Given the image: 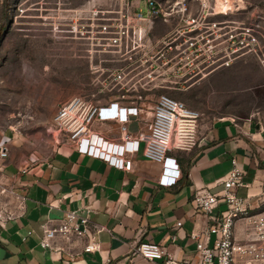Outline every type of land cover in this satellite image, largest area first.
<instances>
[{"label":"built area","instance_id":"2783aa9c","mask_svg":"<svg viewBox=\"0 0 264 264\" xmlns=\"http://www.w3.org/2000/svg\"><path fill=\"white\" fill-rule=\"evenodd\" d=\"M66 27L58 29L81 39L95 90L68 98L52 116L55 141L77 152L130 170L132 156L142 154L161 164L157 182L177 183L182 172L172 149H192L205 143L203 113L168 89H184L202 77L239 60L253 59L264 73V3L250 0H120L83 4L72 10ZM222 15L217 17V15ZM175 25L155 38L156 19ZM95 59V61H94ZM135 124V128H131ZM105 126V129L102 128ZM10 136L0 130V192L9 210L0 220L24 208V194L5 170ZM242 169L232 167L218 181L221 190L195 188L192 201L198 213L212 220L202 233L192 230L197 260L194 264H264V208L233 187L242 184ZM222 202L220 214L213 210ZM12 205L13 209L10 207ZM181 221L175 223L180 226ZM244 238L236 236V225ZM39 244L67 260L99 248L104 226L89 217V207L65 210L59 218L41 223ZM214 239L209 245L210 235ZM81 242L80 250L72 244ZM133 251L153 261L165 247L140 241ZM170 260H166L167 264Z\"/></svg>","mask_w":264,"mask_h":264},{"label":"crops","instance_id":"0c3cea01","mask_svg":"<svg viewBox=\"0 0 264 264\" xmlns=\"http://www.w3.org/2000/svg\"><path fill=\"white\" fill-rule=\"evenodd\" d=\"M112 1L120 2L88 0L85 5ZM175 22V18L168 22L156 19L154 37L163 36ZM215 72L181 90L199 87ZM199 110L203 113L205 143L192 149L171 150L182 172L172 186L158 184L161 164L146 158L141 149L132 156L130 170L81 154L62 141H55L51 153L43 158L30 156V160L17 161L12 156L5 169L14 174V185L25 199L21 211L0 220V264H165L168 259L167 264H194L197 255L190 232L202 233L212 223L197 212L192 201L195 188L221 190L223 185L218 180L228 173L232 159L243 172L242 184L233 187L236 196H248L254 202L264 185V114L217 115ZM135 127L131 124L132 129ZM86 207L90 219L105 227L98 233L97 250L81 251L74 260H67L60 252L41 247L40 223L45 218H59L65 210ZM225 207L220 202L213 213L218 215ZM177 221L181 224L175 227ZM236 236L245 237L240 224L236 225ZM213 239L211 234L209 245ZM140 241L158 243L166 253L147 260L133 251ZM80 245L75 241L71 249L78 251Z\"/></svg>","mask_w":264,"mask_h":264},{"label":"rangeland","instance_id":"374dc122","mask_svg":"<svg viewBox=\"0 0 264 264\" xmlns=\"http://www.w3.org/2000/svg\"><path fill=\"white\" fill-rule=\"evenodd\" d=\"M87 1L0 0V130L10 136L11 149L5 163L12 156L22 161L49 155L55 142L54 112L68 98L95 90L82 40L58 30ZM254 62L239 60L221 68L189 91L168 90L217 115L264 114V74ZM2 178L0 172V189ZM4 199L0 192V214L5 216L10 208ZM256 203L264 208V185Z\"/></svg>","mask_w":264,"mask_h":264}]
</instances>
